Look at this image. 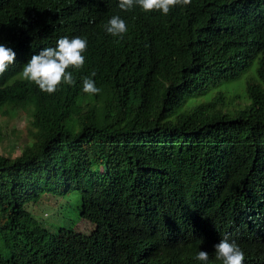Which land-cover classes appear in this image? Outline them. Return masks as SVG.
<instances>
[{"label": "trees", "instance_id": "trees-1", "mask_svg": "<svg viewBox=\"0 0 264 264\" xmlns=\"http://www.w3.org/2000/svg\"><path fill=\"white\" fill-rule=\"evenodd\" d=\"M118 5L0 0V43L16 52L0 117L24 111L30 140L0 149V264H223L225 237L264 264V0ZM114 15L122 39L105 30ZM64 36L87 39L85 64L48 94L22 69ZM92 72L97 95L83 91ZM57 195L92 226L77 242L28 209Z\"/></svg>", "mask_w": 264, "mask_h": 264}, {"label": "clouds", "instance_id": "clouds-1", "mask_svg": "<svg viewBox=\"0 0 264 264\" xmlns=\"http://www.w3.org/2000/svg\"><path fill=\"white\" fill-rule=\"evenodd\" d=\"M191 0H119V8L122 11L132 10L139 6L144 12H162L169 14L170 10L178 5L186 6ZM108 34L113 37L123 38L128 28L125 20L119 15H114L104 26ZM88 41L86 38L76 36L69 39L67 36L57 40L55 47H45L35 54L23 66L22 77L26 81L34 82L41 91L53 94L61 84L74 85L76 83L70 68L82 69L85 64L84 53L87 51ZM16 52L0 43V75H3L9 65L15 63ZM83 79V91L88 94L97 95L101 89L96 86L92 77ZM216 259L223 264H244L245 252L235 242H230L227 237L215 246ZM200 261H208L209 253L200 250L196 257Z\"/></svg>", "mask_w": 264, "mask_h": 264}, {"label": "rangeland", "instance_id": "rangeland-1", "mask_svg": "<svg viewBox=\"0 0 264 264\" xmlns=\"http://www.w3.org/2000/svg\"><path fill=\"white\" fill-rule=\"evenodd\" d=\"M244 79L241 77L238 83L240 92L245 91ZM200 98L205 97L200 96ZM87 101H93V97H86L85 102ZM28 124L29 118L24 111L9 120H4L3 116L0 117L1 136L4 137L3 142L0 139V149L3 147L5 149L14 148L29 142ZM28 209L31 211L32 217L39 220L48 231L58 233L63 240L77 242L78 236L76 234H87L92 228L87 221L79 218L75 198L69 195L45 197L38 204L29 203ZM69 227L74 228L76 233L69 232Z\"/></svg>", "mask_w": 264, "mask_h": 264}]
</instances>
